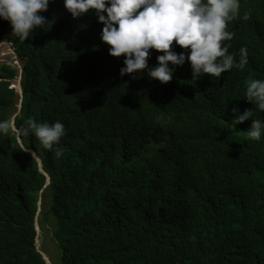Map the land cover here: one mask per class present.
<instances>
[{"label": "trees", "instance_id": "trees-1", "mask_svg": "<svg viewBox=\"0 0 264 264\" xmlns=\"http://www.w3.org/2000/svg\"><path fill=\"white\" fill-rule=\"evenodd\" d=\"M40 15L24 42L0 20L23 67L18 112L19 72L0 66V264H48L36 226L48 179L61 264H264V133L249 139L251 119L232 127L230 111L264 121L244 99L264 79V0H240L227 25L228 52L248 50L242 68L193 81L186 60L164 84L119 74L92 10L73 19L52 0ZM28 119L64 124L60 157L12 130Z\"/></svg>", "mask_w": 264, "mask_h": 264}, {"label": "clouds", "instance_id": "clouds-1", "mask_svg": "<svg viewBox=\"0 0 264 264\" xmlns=\"http://www.w3.org/2000/svg\"><path fill=\"white\" fill-rule=\"evenodd\" d=\"M51 2L0 0V20L8 22L11 34L24 42L34 29H44L46 18L40 13ZM63 7L73 19L89 10L94 12L97 22L103 25L100 40L107 46L108 55L113 58L123 55L121 76L137 78L146 73L150 80L164 84L172 80L175 68L187 60L193 81L205 75L218 79L234 66L242 68L247 63L246 47L239 49L237 61L228 52L230 45L225 43L234 36L227 25L239 15L240 0H63ZM248 18L246 11L243 19ZM173 42L182 51L173 50ZM150 49L162 53L156 56L155 66L148 65ZM244 99L264 111V79L250 78ZM230 111L232 127L251 119L244 134L251 140H260L264 121L252 119V109H245L242 114L235 107ZM9 128L7 120H0V134L8 133ZM14 131L34 135L43 149L54 151L57 157L65 151L59 146L66 134L60 121L49 124L28 119Z\"/></svg>", "mask_w": 264, "mask_h": 264}, {"label": "rangeland", "instance_id": "rangeland-1", "mask_svg": "<svg viewBox=\"0 0 264 264\" xmlns=\"http://www.w3.org/2000/svg\"><path fill=\"white\" fill-rule=\"evenodd\" d=\"M3 64H9L15 69L17 68L19 71V77L11 83L10 89H14L16 95L19 97V104L17 107L18 112L22 107V99H23V88H22V64L18 61L15 51L11 44L8 41L0 43V66ZM13 122L11 123V128L14 131ZM15 132V131H14ZM23 146L25 144L22 142ZM35 157L40 161L42 169L43 163L42 160L37 156L35 152H33ZM50 185V180L47 181V187ZM45 188L44 192L40 193V202H39V214L38 220L36 223L37 232H38V248L40 252L44 255L48 264H61L62 262V254L59 250V247L54 239V233L57 229V224L52 217L47 216V211L49 208V199L50 194L47 193V189Z\"/></svg>", "mask_w": 264, "mask_h": 264}, {"label": "bare ground", "instance_id": "bare-ground-1", "mask_svg": "<svg viewBox=\"0 0 264 264\" xmlns=\"http://www.w3.org/2000/svg\"><path fill=\"white\" fill-rule=\"evenodd\" d=\"M210 117V116H209ZM210 119V118H209Z\"/></svg>", "mask_w": 264, "mask_h": 264}]
</instances>
